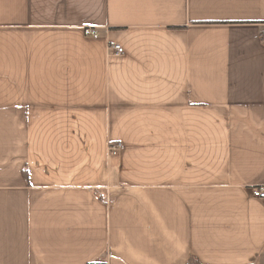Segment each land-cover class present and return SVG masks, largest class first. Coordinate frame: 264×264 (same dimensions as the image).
I'll list each match as a JSON object with an SVG mask.
<instances>
[{
  "label": "crops",
  "instance_id": "obj_1",
  "mask_svg": "<svg viewBox=\"0 0 264 264\" xmlns=\"http://www.w3.org/2000/svg\"><path fill=\"white\" fill-rule=\"evenodd\" d=\"M263 185L264 0H0V264H264Z\"/></svg>",
  "mask_w": 264,
  "mask_h": 264
},
{
  "label": "built area",
  "instance_id": "obj_2",
  "mask_svg": "<svg viewBox=\"0 0 264 264\" xmlns=\"http://www.w3.org/2000/svg\"><path fill=\"white\" fill-rule=\"evenodd\" d=\"M84 33L92 37L97 35L94 29H90V28L85 29ZM110 51H113L114 55L116 56L124 54V49L120 45H116V44L110 46ZM122 149H123V146L121 143H111L108 146V153L111 156H117L122 151ZM251 194H252V197L256 199H260L264 202V185L252 188Z\"/></svg>",
  "mask_w": 264,
  "mask_h": 264
},
{
  "label": "trees",
  "instance_id": "obj_3",
  "mask_svg": "<svg viewBox=\"0 0 264 264\" xmlns=\"http://www.w3.org/2000/svg\"><path fill=\"white\" fill-rule=\"evenodd\" d=\"M189 264H198L196 263V261H194L193 259L190 260Z\"/></svg>",
  "mask_w": 264,
  "mask_h": 264
}]
</instances>
